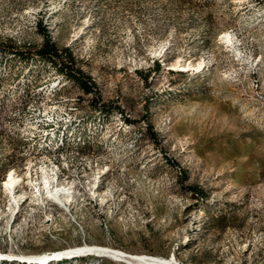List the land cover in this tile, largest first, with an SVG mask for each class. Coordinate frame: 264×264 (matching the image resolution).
Instances as JSON below:
<instances>
[{
	"label": "rangeland",
	"instance_id": "1",
	"mask_svg": "<svg viewBox=\"0 0 264 264\" xmlns=\"http://www.w3.org/2000/svg\"><path fill=\"white\" fill-rule=\"evenodd\" d=\"M43 35L62 51L55 61L92 82L66 93L128 125L107 121L90 170L103 174L102 206L76 208V221L42 243L31 236L24 252L86 242L184 264H264V0H0V46L22 47L19 76L47 70L32 55ZM45 263L144 264L94 253Z\"/></svg>",
	"mask_w": 264,
	"mask_h": 264
},
{
	"label": "bare ground",
	"instance_id": "2",
	"mask_svg": "<svg viewBox=\"0 0 264 264\" xmlns=\"http://www.w3.org/2000/svg\"><path fill=\"white\" fill-rule=\"evenodd\" d=\"M224 37L233 41L229 33ZM14 56L0 50V248L25 253L32 237L42 243L59 221H76V208L105 202L103 174L90 170L99 163V148L107 144L103 138L107 121L115 115L123 117L126 125L128 121L118 109L111 113L98 107L91 112L82 108L81 97L66 93L72 80L50 63L38 60L46 66L45 73L33 70L19 76L12 67ZM92 253L144 264H184L175 257L133 254L99 245L57 256ZM48 258L0 254L5 263L46 264Z\"/></svg>",
	"mask_w": 264,
	"mask_h": 264
},
{
	"label": "trees",
	"instance_id": "3",
	"mask_svg": "<svg viewBox=\"0 0 264 264\" xmlns=\"http://www.w3.org/2000/svg\"><path fill=\"white\" fill-rule=\"evenodd\" d=\"M38 28L46 33V29L44 28V24L42 20H39L38 22ZM44 37V42L43 45L41 47H39L38 49H36V53H32V55L35 58H38V60H42L45 61L46 63H50L51 65H53L60 73H62L66 78L71 79L72 81H79L81 83V85L83 86L85 91L90 92L92 89V82L89 81V79L87 77H85L83 75V73H81L80 71H78L77 69L74 68V66L71 65H64L63 63H61L60 61H55L57 58L61 57V52L56 44L52 41V39L49 37V35H43ZM0 50L3 51H7L9 53H13L17 56H22V53H20L18 55V51L21 52L22 49H16L14 52L11 51V48L7 47H2L0 46ZM68 54V53H67ZM58 60V59H57ZM156 69H159L161 67L160 62H156L155 66ZM100 103V102H99ZM95 106L98 107V104ZM102 105V104H101ZM103 106V105H102ZM107 108H103L102 110L108 111Z\"/></svg>",
	"mask_w": 264,
	"mask_h": 264
},
{
	"label": "built area",
	"instance_id": "4",
	"mask_svg": "<svg viewBox=\"0 0 264 264\" xmlns=\"http://www.w3.org/2000/svg\"><path fill=\"white\" fill-rule=\"evenodd\" d=\"M18 50V49H17ZM103 109L102 105L98 104V110ZM0 121H1V115H0ZM84 246H89L88 244H86V242L83 245L77 246V247H69L63 250H59V251H47L43 254H27V252L25 253H17V251H11V248H0V254L1 255H16L18 257H27V258H46V257H54L57 256V254L61 253V252H65V251H76L77 248L79 247H84ZM91 246V245H90Z\"/></svg>",
	"mask_w": 264,
	"mask_h": 264
}]
</instances>
